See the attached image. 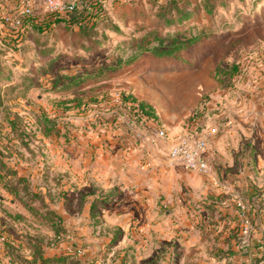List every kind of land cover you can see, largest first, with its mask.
I'll return each instance as SVG.
<instances>
[{
    "label": "rangeland",
    "instance_id": "1",
    "mask_svg": "<svg viewBox=\"0 0 264 264\" xmlns=\"http://www.w3.org/2000/svg\"><path fill=\"white\" fill-rule=\"evenodd\" d=\"M105 4L127 36L143 34L142 26H158L148 0H106ZM199 21L210 28L211 39L176 59L137 53L131 48L135 41L115 35L107 38L110 47L91 49L80 30L63 24L43 33L30 30L27 40L13 44L18 30L0 21V37L8 40L0 62V156L30 174L34 186L63 215L70 235L59 242L32 215L17 219L21 204L2 189L0 229L36 231L46 246L58 252L73 245L81 264H176L181 243L177 238L172 236L164 244L154 232L153 240L146 243L131 233L135 223L144 222L135 212L139 206L152 207L153 224L164 221L177 232L184 223L180 210L189 208L188 218L198 220L197 227L208 240L210 258L226 257L233 240L242 251L247 249L240 247L243 237L249 241L261 234L264 239L260 228L264 221V0H234L211 15L203 13ZM219 61L225 66L236 63L241 71L218 81L212 71ZM122 94L149 102L160 118L127 125L135 128L139 143V138L145 141L146 131L151 133L157 152L148 155L138 147L137 173L143 177L133 187L106 179V158L97 147H89V140L99 138L103 128L121 127L119 118L130 122L123 114ZM15 114L21 118L12 132L6 117ZM219 120L222 129L209 135L208 125ZM189 124H203L199 127L208 138L207 156L214 166L209 174L172 163L169 139L160 142L156 134L164 129L169 136H178ZM252 130L263 133L257 141L250 135ZM21 132L26 133L23 140ZM25 143L33 153L23 147ZM237 180L243 184L234 185ZM130 188L139 190L136 198H129ZM109 213H126L122 221L127 225L111 227L116 220L112 216L107 226L103 220ZM245 218L250 220L248 232H243ZM145 233L139 235L147 239Z\"/></svg>",
    "mask_w": 264,
    "mask_h": 264
},
{
    "label": "trees",
    "instance_id": "2",
    "mask_svg": "<svg viewBox=\"0 0 264 264\" xmlns=\"http://www.w3.org/2000/svg\"><path fill=\"white\" fill-rule=\"evenodd\" d=\"M23 1L0 0V21L12 24L18 30V38L11 39L13 44H20L27 40V33L30 30L43 33L63 24L64 27L71 30H80V37L89 42L91 49L96 45L101 48L110 47L107 38L109 35H115L135 41L136 43L131 48L137 53L147 52L158 59H176L181 54L189 53L199 44L211 39L212 33L208 30L210 28L199 21V16L203 13L211 15L215 11L227 7L234 0H148L151 15L155 18L158 26L140 27L142 30L144 29V32L139 36L136 35V32L132 36H127L120 31L119 23L106 8V0H65L67 4L73 3L72 8L56 11L41 7V2L45 4V0H37L38 4L30 14L22 13ZM4 13L8 20L4 18ZM136 13L135 11L134 14L137 15ZM127 16L125 14L122 17ZM4 40L8 41L7 38L0 37V62L1 57L6 54L3 48ZM135 58L130 60H135ZM227 65L225 66L222 61H219L212 71V76L218 81H224L232 79L241 71L236 63ZM121 101L130 110L127 113L135 123L136 121L141 123V118L160 121L156 108L149 102L127 94H122ZM14 117H6L10 126L9 130L12 132L16 130V119L21 118L17 114ZM50 132L47 130V133L50 134ZM21 134L23 140L26 133L21 132ZM23 147L30 153L34 152L28 143H25ZM0 189L14 195L17 202H20L33 217L53 232L54 239L61 242L68 234L70 235L64 217L47 201L42 189H37L30 177L20 175L17 167L2 156H0ZM8 231V228L0 229V242L7 254L13 247ZM2 238L4 239L2 240ZM33 251L35 259L38 257L41 259L40 264H81L79 252L76 250L61 256L43 257L42 244L34 242Z\"/></svg>",
    "mask_w": 264,
    "mask_h": 264
},
{
    "label": "crops",
    "instance_id": "3",
    "mask_svg": "<svg viewBox=\"0 0 264 264\" xmlns=\"http://www.w3.org/2000/svg\"><path fill=\"white\" fill-rule=\"evenodd\" d=\"M127 112H128L127 110L126 111L123 110V114H126V116H128V120L130 122H124L126 118L125 120H123L124 119L123 117L121 119L119 118L120 121L119 122L117 121V122L119 124H122L121 127H119L118 129L112 128V127L103 128L102 130L103 132L100 133L99 138L89 140L90 142H92V144L91 145L88 144V145L91 148L97 147L98 150H101V155L106 158L105 160L106 161L105 164L107 166L106 179L111 178L113 181L119 180L120 184H123L124 186L127 185L130 187H133L136 184H138L141 178L143 177V176H139L137 173L138 171L137 164L140 161L139 152H137L139 149L138 147H141V150H146L148 155H151L157 152L154 150L156 147H154V144L151 142V141H155L154 139H151V138H154L151 133H148L146 131L147 137L146 139H144L145 141H142V138H139L142 143L138 142L137 140L138 134L137 135L134 134V131H136L135 128H133L132 126H129V127L127 126L128 123L133 126L136 125L135 121L130 118ZM249 119L250 118H247L244 122L246 123ZM261 120L264 121V117H262ZM149 122H151L150 119L147 123ZM141 123H142V120H141ZM262 134L258 130L256 131L252 130V132L250 133V135H252L253 139L254 140L256 139V141ZM163 140L161 138L160 142H164ZM258 150L259 152L262 151V145L259 146ZM168 152H169V148H168ZM228 162L230 163V165H233L234 163L233 159H229ZM259 166H261L260 161H259ZM192 172L199 173L196 171H192ZM19 174L30 177V174L25 171L24 173L19 171ZM201 176H204V175H201ZM147 178H149L148 175L144 176L143 180H147ZM245 183L248 184L247 181H245ZM238 184L241 185L243 183L241 181L234 183V185H238ZM148 193L149 192H145V195L147 196ZM138 194H139L138 189L132 190L130 188L129 198L131 199L136 198ZM21 207L23 210L19 211V213L15 217L19 220L24 221L25 220L24 216H28V215L30 216L31 213L22 205ZM135 209H136L135 212L141 215V218H140L141 221H144V222L142 225L141 224L139 225L138 222L135 223L134 227L131 228V233L138 239L143 238V241H145L146 243L148 242V240H153L154 232L156 233V237L159 238V241H161L164 244H169L172 236L174 238H177V240H179L181 243L178 244L179 245L178 250L180 252L179 254L180 257L177 259L176 264H255L256 262L259 261L260 258L262 260L260 259L261 262L257 264L264 263V256L262 257V254L264 253V249H263L264 239L261 238L262 237L261 234H258L256 238H252V240H249V241L246 239V237L245 238L243 237L241 241L243 242V244H241L242 246L240 245V247H245V249L247 248L246 250L239 251V245H236L237 241L233 240V242L231 241L232 250L231 252L227 253L226 257L221 258L217 256V257L210 258L208 257V254L206 252L207 251L206 246L208 244L207 243L208 240L205 239V237H203L204 234L198 229L197 227L198 220L194 222L193 220L188 218L187 212L189 211V208L188 209L182 208L180 210L181 213H179V215L183 216L182 219L184 223H182L181 227L179 228V232H177L176 230L172 231V229L169 228V224L164 225V223H167L164 221L160 224H156V225L153 224L151 220L152 219L151 215L153 214L152 207L150 206L140 207L139 206V207H135ZM261 211L264 213V209H262ZM130 214L131 212H129V215ZM110 215L111 216H107L106 219L103 220L104 224H106L107 226H109V223H110L109 220L111 221V220H114L115 218L116 220L113 221L112 224H110L111 227H114L117 225L125 227L127 225V221H125V223L122 221L126 213H122L121 215L113 213V215L112 214ZM18 216H22V217H18ZM112 216H114V219H111ZM14 221H15V218H14ZM260 228L264 230V221L261 222ZM144 231L146 232L144 235L145 237H147V239H144L143 236L139 235L141 232H144ZM8 232H9L10 241H12L13 247L10 253L7 254L6 251L4 250V246L2 242H0V264H40L41 259L39 257L35 259V255H34L35 252L33 251L34 242H38L42 244L43 250H44L43 257L61 256L63 254L71 252L72 250L77 249V247L75 249V247L71 245L72 248L67 247L63 250L61 249V251L58 252L55 249L49 248L50 246H46V243L44 242L43 238L40 239V237L42 236L36 231L32 233L24 229L18 230L17 228H13V229L9 228ZM174 232H177L176 237H175ZM204 233L206 234L207 232H204ZM241 242L239 241V243ZM221 245L223 246V244ZM136 246L140 247L142 245L137 243ZM205 256L206 258H204ZM79 257L81 258L80 255Z\"/></svg>",
    "mask_w": 264,
    "mask_h": 264
},
{
    "label": "built area",
    "instance_id": "4",
    "mask_svg": "<svg viewBox=\"0 0 264 264\" xmlns=\"http://www.w3.org/2000/svg\"><path fill=\"white\" fill-rule=\"evenodd\" d=\"M72 4H67L65 0H45V7L51 11L63 10L66 8H72ZM22 13L30 14L35 8V0H24ZM5 14V13H4ZM4 18L8 20L6 14ZM130 104L128 105V107ZM126 107V105H125ZM127 111H130L126 108ZM142 124H148L149 119L141 118ZM202 125L189 124V127L181 135L169 136L164 129H160L156 134L158 137L168 140L170 143L169 156L172 163L183 167L188 171H196L202 174H209L214 170L213 163L207 156L208 138L202 133ZM199 127V128H198ZM223 127V123L215 121L210 123L206 129L209 135H217ZM241 213H245V205H240ZM250 227V220L245 218V225L243 232H248ZM4 238H2L3 240Z\"/></svg>",
    "mask_w": 264,
    "mask_h": 264
}]
</instances>
